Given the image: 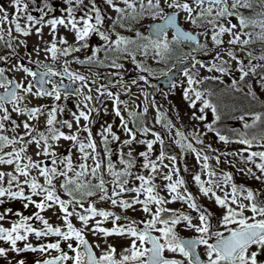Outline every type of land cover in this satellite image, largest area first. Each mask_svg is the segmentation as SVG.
<instances>
[{"label":"snow or ice","instance_id":"obj_1","mask_svg":"<svg viewBox=\"0 0 264 264\" xmlns=\"http://www.w3.org/2000/svg\"><path fill=\"white\" fill-rule=\"evenodd\" d=\"M173 68L190 129L148 90ZM251 77L264 91V0H0V261L264 264V110L221 99L257 100Z\"/></svg>","mask_w":264,"mask_h":264},{"label":"rangeland","instance_id":"obj_2","mask_svg":"<svg viewBox=\"0 0 264 264\" xmlns=\"http://www.w3.org/2000/svg\"><path fill=\"white\" fill-rule=\"evenodd\" d=\"M45 32L47 33V30H45ZM128 34V33H126ZM130 35V34H129ZM45 38L47 39V34H45ZM36 42V39L35 37H32L30 40H29V46L31 47L34 43ZM101 42L99 41L98 38H93L92 40V47H96L100 44ZM187 50V49H185ZM78 55H81L83 56V53H80ZM103 56V54L101 53V57ZM35 58V57H34ZM42 58V56H41ZM177 61L174 59L172 61V63H176ZM148 63L152 66V67H157V65L153 64L152 61H148ZM126 68L129 69V71L125 74L124 76V79L126 81L130 80L131 78H133L135 76V72L131 71L132 69V65L126 63ZM159 67L163 68L164 66L163 65H160ZM168 67H171V64L168 65ZM57 68H59V65H57ZM73 69H79L80 71L82 72H85L86 74H88L90 77H91V73H87L86 69H83V68H80L79 66L77 65H73ZM115 70L113 69H108V68H93L92 69V72H95L99 75L100 77V80L98 81L99 83H106L103 79H102V75L105 74V73H112L114 72ZM202 74H206V73H202ZM157 75L159 76V73H157ZM162 77V76H159V78ZM182 78V74L176 79L177 82H179V80ZM156 78H152L150 80V87H149V91H154L155 92V97L158 101H162L165 105V109H168L169 110V116L175 118L176 114H177V111L179 112V115L183 118V123L187 126V128H191V124H189V121H188V115L190 113V109L188 108L187 106V102L184 101L183 99V95H182V88L180 87H177L174 92L172 94L169 95L168 97V100L165 101L163 96L161 95V91H164V92H167L169 89H163L161 86H158L155 84L154 80ZM119 80V77L117 79V81ZM257 78L256 77H251L248 79V83L252 85V88L253 90L256 92L257 96L264 99V91L261 90V87L259 85V83L256 82ZM116 81V82H117ZM114 83L116 85L115 88H112L111 90L113 91H117L119 89V84L118 83ZM108 84V83H107ZM111 85V84H110ZM133 91H137V89L133 88ZM121 99H127V97L125 96H121ZM39 102H47V101H39ZM33 103H37V101H33ZM66 106L67 108L71 109V110H75L74 108V104H75V95H73L72 97H70L66 102ZM108 109H109V115L107 116H102V119H98L97 121V124L93 127V133L95 134V132L97 131L98 127H99V123H102L103 121H108L109 123H112L113 121H115V123L118 124V119H116L113 115H111V102L109 101L108 102ZM154 114L150 112L149 114V119L152 118ZM63 118H70V116L66 113L65 116ZM212 119V116H211V113H209V121ZM83 123V121H82ZM234 122L230 120V124L228 126H230L231 124H233ZM178 126H179V122H177ZM114 130L115 127H114ZM215 141V137L212 135V134H209L208 137L205 138V142L206 143H213V147L215 148H219L221 151H224V150H231V149H234L236 147H239L237 145H230V146H223L221 144H217V143H214ZM179 150L177 149V152ZM186 162L189 166V168H192L193 167V164H194V161L192 159L191 156L187 157L186 158ZM181 167H183V164H181ZM228 170H231V169H228ZM182 174L184 176H188L189 174L188 173H183ZM237 183H247L249 184V186H252V187H256V184L252 181H244V180H241L239 177H237ZM189 188H190V191H192L194 194L196 193V188L194 185H189ZM198 200L200 201V203L204 204L205 206H209L210 207V203L207 202L206 200H204V198L202 197H198ZM101 207H106V205H100ZM170 207H176V208H180L181 207V204L180 203H177L175 205H170ZM213 211H215V209L213 208L212 209ZM115 211L119 212V209H116ZM193 215H195V213H193ZM47 217L50 218L51 221H55V218L51 216V213L47 214ZM75 223V221H74ZM77 226H79L77 224ZM109 227L111 225H108ZM183 233L185 234H190L191 232H186V231H182ZM89 239L91 240L92 238L89 237ZM31 258V257H30ZM0 264H3L2 261H0Z\"/></svg>","mask_w":264,"mask_h":264},{"label":"trees","instance_id":"obj_3","mask_svg":"<svg viewBox=\"0 0 264 264\" xmlns=\"http://www.w3.org/2000/svg\"><path fill=\"white\" fill-rule=\"evenodd\" d=\"M208 87H217V82H211L210 84L206 85ZM220 88L226 87V85H219ZM258 97V96H257ZM224 103H228L229 105L235 104L238 107L242 108H250L254 111H261L264 110L261 108V104L264 103V100L258 97L257 100L252 101L250 98H246L240 94H233L231 97L224 96L221 98ZM230 124V120L224 119L221 121L220 127L224 128L225 126H228Z\"/></svg>","mask_w":264,"mask_h":264},{"label":"water","instance_id":"obj_4","mask_svg":"<svg viewBox=\"0 0 264 264\" xmlns=\"http://www.w3.org/2000/svg\"><path fill=\"white\" fill-rule=\"evenodd\" d=\"M190 66V63L189 61H182V62H178L177 63V68H180V67H188ZM177 68H174L173 71H172V74H170V77L168 79H166L165 77L157 80V84L159 85H162L164 88H168L169 87V79H171L172 76H174L175 78L177 77V75L180 73V72H177ZM107 80H111V77H105ZM78 85H73V87H77ZM63 91V90H62Z\"/></svg>","mask_w":264,"mask_h":264},{"label":"flooded vegetation","instance_id":"obj_5","mask_svg":"<svg viewBox=\"0 0 264 264\" xmlns=\"http://www.w3.org/2000/svg\"><path fill=\"white\" fill-rule=\"evenodd\" d=\"M180 234H181L182 236H184V237H189V236H191V235H194L193 233L185 234V233H183L182 231H181Z\"/></svg>","mask_w":264,"mask_h":264}]
</instances>
